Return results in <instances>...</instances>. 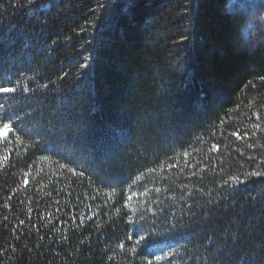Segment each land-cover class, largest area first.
<instances>
[{"label":"trees","instance_id":"trees-1","mask_svg":"<svg viewBox=\"0 0 264 264\" xmlns=\"http://www.w3.org/2000/svg\"><path fill=\"white\" fill-rule=\"evenodd\" d=\"M241 1L0 0V264H264Z\"/></svg>","mask_w":264,"mask_h":264},{"label":"rangeland","instance_id":"rangeland-1","mask_svg":"<svg viewBox=\"0 0 264 264\" xmlns=\"http://www.w3.org/2000/svg\"><path fill=\"white\" fill-rule=\"evenodd\" d=\"M234 12L237 19L242 18L245 22L240 30V45L251 48L259 40L258 33L264 31V0H243L234 6ZM256 23L263 26V30L257 31Z\"/></svg>","mask_w":264,"mask_h":264},{"label":"snow or ice","instance_id":"snow-or-ice-1","mask_svg":"<svg viewBox=\"0 0 264 264\" xmlns=\"http://www.w3.org/2000/svg\"><path fill=\"white\" fill-rule=\"evenodd\" d=\"M10 91H12V89H10V88H0V92H10ZM4 128L6 130L7 125H5ZM141 239H143V237ZM137 243H139V241H137Z\"/></svg>","mask_w":264,"mask_h":264}]
</instances>
